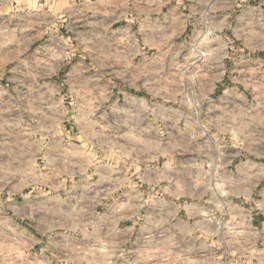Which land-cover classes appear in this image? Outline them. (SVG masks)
Instances as JSON below:
<instances>
[{
	"label": "clouds",
	"instance_id": "9594fccd",
	"mask_svg": "<svg viewBox=\"0 0 264 264\" xmlns=\"http://www.w3.org/2000/svg\"><path fill=\"white\" fill-rule=\"evenodd\" d=\"M0 264H264V0L0 16Z\"/></svg>",
	"mask_w": 264,
	"mask_h": 264
},
{
	"label": "crops",
	"instance_id": "0c3cea01",
	"mask_svg": "<svg viewBox=\"0 0 264 264\" xmlns=\"http://www.w3.org/2000/svg\"><path fill=\"white\" fill-rule=\"evenodd\" d=\"M5 3L8 4L7 8L4 7ZM19 3V0H12L11 3L8 2V0H0V16H6L7 12L11 11L13 9V7L15 6V4ZM7 74V73H6ZM61 132H67V135L69 137H72L74 134L76 136L75 140L73 141L75 144H77L81 149L86 150L90 153L91 156L93 157H99L101 154L99 152L96 151L94 145H95V141H93V145H88L87 143H81V137L79 136L78 130L76 129H72L69 125L65 124L61 126ZM105 156L107 159H110L112 162L116 163V165L118 167H123V162L120 160V154L119 151L116 149V147L112 148L111 150L106 149L105 150ZM38 164H43L42 160H37ZM130 164V161H129ZM138 168L137 167H129L126 168L124 170V173L119 174V178L120 180L124 179L125 175H129V178L131 180L132 183H136L137 182V177L136 176H132L130 175L131 173H135L137 172ZM142 170V169H141ZM75 179V177L73 178ZM71 180H67L66 179V183L67 184H71ZM145 188H147V185H144ZM106 190H110V189H106ZM121 203L127 202L125 200L124 197H121ZM108 203H110V201L108 200ZM105 205L101 204V205H97L96 210L98 212H104L107 211V208H104ZM151 211L150 209H144L142 211ZM129 220V222H128ZM128 220H123L120 222V224L118 225V227L120 228H124V227H130L132 225V220L128 219ZM255 223V221H253Z\"/></svg>",
	"mask_w": 264,
	"mask_h": 264
},
{
	"label": "rangeland",
	"instance_id": "374dc122",
	"mask_svg": "<svg viewBox=\"0 0 264 264\" xmlns=\"http://www.w3.org/2000/svg\"><path fill=\"white\" fill-rule=\"evenodd\" d=\"M116 149L119 151V154H120V150H119V148L116 147ZM105 191H110V190H105ZM113 195H115V193H113ZM109 201H110V198H109ZM104 208H106V206H105ZM142 211H143V210H142ZM128 222H129V220H128ZM38 247H39V246H38ZM194 258H196V259H201V258H203V255H202V254H198V256H197V257H194Z\"/></svg>",
	"mask_w": 264,
	"mask_h": 264
}]
</instances>
